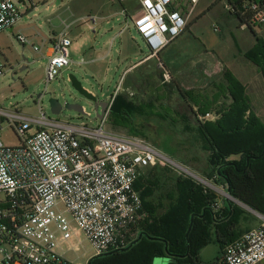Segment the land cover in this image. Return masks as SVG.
<instances>
[{"label":"built area","instance_id":"1","mask_svg":"<svg viewBox=\"0 0 264 264\" xmlns=\"http://www.w3.org/2000/svg\"><path fill=\"white\" fill-rule=\"evenodd\" d=\"M137 1L134 26L151 59L186 30L200 0ZM252 9V23L263 25L264 9L258 3ZM22 17L18 0H0V33L13 32ZM16 38L47 60V84L76 64L71 58L73 41L68 27L39 47L23 34ZM4 74L5 64L0 61V78ZM122 79L94 128L52 120L43 110L37 117L6 111L0 102V116L8 119L21 141L17 147H8L0 138V264H75L65 257L63 248L68 245L77 250L83 237L96 256L131 247L148 216L136 186L147 168L167 169L174 179H193L221 192L145 138L108 127ZM214 115L208 113L201 119L216 120ZM225 196L232 200L228 193ZM213 208L221 209L218 201ZM256 215L260 224L227 246L225 264L264 262V215Z\"/></svg>","mask_w":264,"mask_h":264},{"label":"rangeland","instance_id":"2","mask_svg":"<svg viewBox=\"0 0 264 264\" xmlns=\"http://www.w3.org/2000/svg\"><path fill=\"white\" fill-rule=\"evenodd\" d=\"M25 1L30 8L32 4L39 7L36 15L38 18H33V13L31 15L35 21L43 22L45 17L53 19L52 25L58 33H61L67 24L72 23L69 34L73 40L82 35L97 49L109 52L111 57L95 72L91 66L72 65L65 68L57 80L47 84V60L40 57L32 45L23 47L16 38V32L2 33L0 61L5 64V74L0 78V102L6 111L37 117L41 113L40 110H43L52 120L76 125L87 124L94 128L101 122L97 119L95 104L72 87L69 75L74 74L85 88L96 94L100 102L108 100L114 94L123 77L119 94H124L132 105H135L132 112L135 133L131 136L145 138L176 160L187 164L211 185H214V182L206 179L211 171L207 143L178 89H194L212 98L219 91L218 87L226 82L224 72L231 71L248 87L254 108L264 119V107H256V100L262 97L259 92L264 87L263 77L259 66L245 57V54L256 46L255 34L264 38V24L253 30L241 27L238 19L230 14L228 0H200L189 18L186 30L162 50L160 58L157 55L152 61L125 75L127 66L150 54L149 48L134 26L137 17L134 11L137 5L135 0L125 3L117 0ZM20 8L26 10L23 4ZM50 26L49 23H44L42 30L47 32ZM117 34L119 36H116ZM114 36L116 39L111 46L110 41ZM40 42L35 40L37 44ZM72 49L73 46L71 52ZM121 51L123 56H129L126 60L119 61L120 57L123 58ZM72 58L74 59L73 56ZM74 60L79 61L81 58ZM219 60L224 68L221 66L222 70L216 72L217 68L214 66ZM52 97L60 99L62 103H78L84 107L85 113L64 110L60 115H55L49 103ZM230 103L229 96H221L215 106L224 107ZM210 113L214 115V112ZM1 121L0 138L4 145L19 146L21 141L8 119L0 116ZM118 131L130 135L125 130ZM229 159L237 160L238 157L232 156ZM237 205L246 211L244 216L247 220L254 222L260 219L243 203L239 202ZM248 225L249 223L243 224L241 231H245ZM211 231L212 228L210 244L200 252L201 264H220V247L215 232ZM78 242L75 241L76 244ZM78 246L77 250L69 249L68 245L63 248L65 257L75 264H88L97 255L85 237ZM154 264H162V258L155 259Z\"/></svg>","mask_w":264,"mask_h":264},{"label":"trees","instance_id":"3","mask_svg":"<svg viewBox=\"0 0 264 264\" xmlns=\"http://www.w3.org/2000/svg\"><path fill=\"white\" fill-rule=\"evenodd\" d=\"M228 1L230 14L241 27L253 30L262 26L252 23V4L264 9V0ZM255 36L256 46L245 57L259 66L264 81V38ZM224 78L226 82L212 98L194 89L182 88L178 93L207 143L209 180L223 179L231 187L233 198L264 215V119L256 112L248 87L231 71H225ZM221 96H229L231 103L215 106ZM134 107L119 94L110 110V128L134 134ZM211 111L216 120L201 119ZM232 156L238 159L230 160ZM145 171L136 185L148 215L141 225L143 237L129 248L95 256L89 264H154L155 259L167 256L180 264H201L200 251L211 242L212 226L222 253L218 261H222L227 246L238 239L236 231L246 211L232 201L230 208L214 209L217 194L193 179H174L169 170L160 167Z\"/></svg>","mask_w":264,"mask_h":264},{"label":"crops","instance_id":"4","mask_svg":"<svg viewBox=\"0 0 264 264\" xmlns=\"http://www.w3.org/2000/svg\"><path fill=\"white\" fill-rule=\"evenodd\" d=\"M135 1H136L137 5L134 8V11L136 13L138 11V9H139V2L137 0H135ZM18 2H19V7H20L21 4H23L26 10L23 11L20 8L22 10V14H23L22 20L13 29V32H11V33L14 34V32H16L17 34H23V35H25L26 37H28L29 39L32 40V42H33V44L35 46H38V47L41 46V45H44V44L48 45L50 42H52L53 39L55 37H57V35L59 34L55 30L56 29L55 26L52 25V22H54V20L53 19L51 20L49 17H45L43 22H39V20H36L35 21L34 19H32V17L33 18H38L36 15H37V12L39 11V7H37V6H35V5L32 4V8H30L28 5H26V1L25 0H18ZM44 5H48V4H44ZM32 13H33V16L31 17ZM95 20L96 19L94 18V22H95ZM44 23L45 24H48L49 23L51 25L50 28H48L47 32H44L42 30V25ZM62 23H64V22H62ZM55 24L56 25H59L57 23H55ZM61 27H62V25H61ZM66 27H68V32H69V30L72 27V23L67 24ZM2 33H5V32H2ZM2 33H0V35ZM119 34H117L116 36H119ZM116 36H114V38L110 41V45L111 46L113 45V43H114V41L116 39ZM35 40H38V41H41V42L39 44H37V43H35ZM72 41H73V45H72L73 46V49H72V52H71V58H72V56L74 57V59L81 58V60H79V61L78 60H74L72 58V60L76 63V65H77L78 62L83 61L82 64L80 63L81 66L82 65L91 66L92 71L95 72V71L98 70V67L103 62H105L107 59H109L111 57V54L109 52H104V51H101V50L97 49L94 45L90 44L91 41L89 39L84 38V36H82V35L78 36L77 39H74V40L72 39ZM25 46H23V47H25ZM163 51H161L158 54V58H160V54L163 53ZM43 52H44V54L47 52L46 51V48L44 49ZM37 54L40 55V57L43 58V56L41 54H39V53H37ZM120 55L123 56V52L122 51L120 52ZM148 55H146L143 59L138 60L137 63H135L133 65L127 66L126 69H125V71H124V75L126 73L130 74L134 69H136V68L140 67L141 65H143L144 63H148V62H150V61H152L154 59V58L147 59ZM127 57H129V56H123L122 59L120 57L119 58V61L126 60ZM231 62H232V60L230 59V65H231ZM160 63H162V61ZM162 65L165 67V65L163 63H162ZM221 66L224 68L222 62L219 60V62L216 63V65L214 66V67L217 68V70H215V71L216 72H220L222 70V67ZM260 93L262 94V97L260 98V100H256V101H258L257 104H256V107H264V87L260 90L259 94ZM145 170H144L143 174L146 173ZM206 179L209 180V178H206ZM210 181L211 182H214V186H216L221 192H224V193L215 192L217 194V196H218V200L217 201H218V203H219V205L221 207V210L222 209H225V208H230V201H232L234 204H238V203L234 202L233 200H231L230 198H228L227 196H225V193L228 192V185H227V183L223 179H221V178H214V180H210ZM247 222L249 223L248 227L247 226L245 227L246 228L245 231H241L243 229V224H246L247 225L248 224ZM260 222H261L260 219L254 221V222H251V221L247 220L245 216H243L241 218V220H240V225L238 226V229L236 231V233L238 234V238L240 236H242L244 233H246L249 230H251L252 228L257 227L260 224ZM212 229H213V231H211V232H215V234H216V240H217V244H218L217 233L214 230V227L213 226H212ZM218 246H219V244H218ZM219 258L222 259L221 249H220V256H219ZM200 259H201V255H200ZM219 263L220 264L221 263L223 264V260L220 261Z\"/></svg>","mask_w":264,"mask_h":264},{"label":"water","instance_id":"5","mask_svg":"<svg viewBox=\"0 0 264 264\" xmlns=\"http://www.w3.org/2000/svg\"><path fill=\"white\" fill-rule=\"evenodd\" d=\"M69 80L71 82L72 87L84 98H86L89 101H92L95 104V109L97 111V117L99 119H102L103 116L105 115V113L107 112L108 109V103L106 101H98V98L96 95H94L92 92H90L87 88H85L81 81L74 75V74H70L69 75ZM50 103V107L52 110V113L55 115H60L64 110H73V111H77L79 113H85V109L82 105L78 104V103H70V102H66V103H62L60 101V99L56 98V97H52L49 100ZM231 197H232V189L231 187L228 185V192H227ZM232 200L236 203H239V201L235 198L232 197ZM246 208L252 210L253 212H255L253 209H251L250 207L244 205ZM257 213V212H255ZM193 220V219H192ZM143 237V234H141L138 238L137 241H139L141 238ZM162 258V264H180L177 262V260L171 256H167V257H161Z\"/></svg>","mask_w":264,"mask_h":264}]
</instances>
